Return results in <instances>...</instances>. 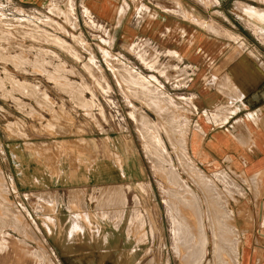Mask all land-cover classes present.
Wrapping results in <instances>:
<instances>
[{"label":"rangeland","instance_id":"374dc122","mask_svg":"<svg viewBox=\"0 0 264 264\" xmlns=\"http://www.w3.org/2000/svg\"><path fill=\"white\" fill-rule=\"evenodd\" d=\"M237 1L264 8V0ZM139 8L141 20L149 13L142 3ZM0 16V264H62L43 227L54 224L50 212L66 194L31 189L32 174L38 177L45 166L60 173L68 162L118 164L131 152L145 176L135 194L146 195L155 264H239L249 186L238 170L203 165L190 151L189 136L198 126L193 128V96L180 89L186 70L160 60L146 42L121 47L110 27L78 0L28 7L0 0ZM253 20L262 27L249 25L264 37V22ZM213 191L222 198L209 206ZM72 192L95 200L93 191ZM232 240L238 250H231Z\"/></svg>","mask_w":264,"mask_h":264},{"label":"crops","instance_id":"0c3cea01","mask_svg":"<svg viewBox=\"0 0 264 264\" xmlns=\"http://www.w3.org/2000/svg\"><path fill=\"white\" fill-rule=\"evenodd\" d=\"M17 1L28 7L46 0ZM78 1L110 27L121 47L146 42L158 49L160 60L186 70V84L180 89L193 96V128L198 126L189 136L190 151L203 165L240 172L242 184L249 186L239 227L241 243L239 250L234 240L229 244L238 250L239 264H264V38L248 24L250 20L258 24L255 18L241 7L252 4ZM141 3L149 14L138 20ZM118 164L109 159H96L89 166L68 162L60 173L45 166L38 177L31 175V189L66 194L50 212L54 224L43 227L62 264H155L146 195L135 194L145 177L140 176L142 165L133 152ZM23 166L21 178L27 170ZM19 184L29 189L28 183ZM79 190L93 191L95 200L83 201L79 192L70 194Z\"/></svg>","mask_w":264,"mask_h":264},{"label":"bare ground","instance_id":"6f19581e","mask_svg":"<svg viewBox=\"0 0 264 264\" xmlns=\"http://www.w3.org/2000/svg\"><path fill=\"white\" fill-rule=\"evenodd\" d=\"M58 8V7H57ZM57 8H56V10H57ZM59 9V8H58ZM242 10L246 13V14H248V15H250V16H252V17H254V18H256L257 20H260L261 22H264V8H261V7H257V6H253V5H242ZM58 11H60L61 12V9L60 10H58ZM63 11V10H62ZM66 11V10H65ZM59 12V13H60ZM64 13V12H63ZM66 14V13H65ZM64 14V15H65ZM67 15V16H66ZM65 16L66 17H68V15H71V14H66ZM1 17V16H0ZM73 18V17H72ZM18 19V18H17ZM41 19V18H40ZM39 19V20H40ZM26 20V19H25ZM70 20V19H69ZM22 21V20H21ZM43 21V20H42ZM46 21V20H45ZM66 21H67V18H66ZM255 21V20H254ZM15 22V21H14ZM13 22V23H14ZM20 22V21H19ZM32 22V21H31ZM41 22V21H40ZM51 22V21H50ZM16 23V22H15ZM14 23V24H15ZM29 23V22H28ZM28 23H27V25H28ZM53 23H56V22H53ZM252 23V21L250 20V22L248 23V24H251ZM17 24V23H16ZM24 23H22V25H23ZM26 24V23H25ZM31 23H29V25H30ZM34 24V23H33ZM32 24V25H33ZM252 24H254V23H252ZM2 25V24H1ZM21 25V26H22ZM27 25H25V26H27ZM28 25V26H29ZM57 25V24H56ZM75 25V24H74ZM18 26V25H17ZM24 26V25H23ZM22 26V27H23ZM59 26V25H58ZM11 28V27H10ZM33 28V27H32ZM31 28V29H32ZM35 28V27H34ZM39 28V27H38ZM41 28H43L42 26H41ZM54 28V27H53ZM57 28V27H56ZM22 29V28H21ZM40 29V28H39ZM38 29V30H39ZM43 29H45V28H43ZM61 29V28H60ZM36 30V29H35ZM15 31V30H14ZM37 31V30H36ZM43 31V30H42ZM17 32V31H16ZM34 32V31H33ZM38 32V31H37ZM46 32H48V30L46 31ZM45 32V33H46ZM263 32H264V28H263ZM19 33H20V31H19ZM40 34H41V32H39ZM43 33V32H42ZM23 34V33H22ZM26 34V33H25ZM35 34H37L36 32H35ZM50 34V33H49ZM258 34L262 37V38H264L263 37V35L262 34H260V31L258 32ZM47 35V34H46ZM37 36V35H36ZM53 36H55V35H53ZM13 37V36H12ZM15 37V36H14ZM26 37V36H25ZM32 37V36H31ZM48 37V36H47ZM37 38V37H36ZM50 38H51V36H50ZM52 38H55V37H52ZM49 39V38H48ZM57 39V38H56ZM80 40V39H79ZM50 41V40H49ZM57 41V40H56ZM59 41V40H58ZM58 41H57V43H58ZM52 42V41H51ZM54 42H55V40H54ZM63 42V41H62ZM65 43H66V41H65ZM77 43V42H76ZM62 47V46H61ZM105 51V50H104ZM104 54V53H103ZM4 55H5V53H4ZM107 55H109V52H107ZM106 55V56H107ZM12 57V56H11ZM19 57V56H18ZM112 60V59H111ZM118 62V61H117ZM116 62V63H117ZM14 63V62H13ZM120 63V62H119ZM123 63V62H122ZM112 64H113V62H112ZM124 64H125V62H124ZM123 64V65H124ZM113 66V65H112ZM118 66H120V65H118ZM125 66V65H124ZM45 69V68H44ZM123 74H124V72H123ZM122 75V74H121ZM129 75V74H128ZM122 76H124V75H122ZM126 76V75H125ZM124 76V77H125ZM124 77H122L123 79H124ZM140 78H137L136 80H139ZM142 79H143V77H142ZM127 80V77L125 78V80H123V81H126ZM143 81V80H142ZM139 82V81H138ZM3 83V82H2ZM18 83V82H17ZM14 85V84H13ZM19 86V85H18ZM29 86V85H28ZM12 89V88H11ZM18 90H20V89H18ZM21 92V91H20ZM34 93V92H33ZM35 94V93H34ZM160 94V93H159ZM160 96H162V94L160 95ZM40 99V98H39ZM44 100V99H43ZM40 102V101H39ZM50 108V107H49ZM149 124V123H148ZM151 126V125H150ZM153 126V125H152ZM150 128V127H149ZM148 128V129H149ZM155 128V127H154ZM153 129V128H152ZM158 129V128H157ZM150 130V129H149ZM149 130H148V132H149ZM153 130H155V129H153ZM152 130V132L153 133H155L157 130H155V132ZM158 132V131H157ZM156 132V133H157ZM151 133V132H150ZM146 134H148V133H146ZM146 134L144 135V134H142V135H144V137H146V139L145 140H148L149 138V136H150V134H148L149 136H146ZM152 135V134H151ZM157 135V134H156ZM151 137H156V136H151ZM150 137V138H151ZM148 138V139H147ZM148 141H150L149 143H155L156 141H157V139L155 140V142H153L152 141V138H151V140L149 139ZM148 141H146V142H148ZM179 143H181V141H178ZM160 143V142H159ZM178 143V144H179ZM153 145V144H152ZM155 146L154 147H152V146H149L150 148L152 147V149H157V143L156 144H154ZM160 145V144H159ZM183 146V145H182ZM152 151V150H151ZM166 158V157H165ZM155 160V159H154ZM166 160V159H165ZM157 161V160H156ZM173 176H175V175H173ZM201 177H202V175H200ZM203 178L206 180L207 178H205L204 177V175H203ZM203 178H201V179H203ZM200 178H198L197 179V181H198V183H200V184H202V183H204V181L203 180H201ZM221 180V179H220ZM211 183H212V181H211ZM212 186L214 187V185L212 184ZM215 189H216V187H214ZM214 189V190H215ZM215 191H213V193H214ZM217 193V192H216ZM216 193H214L215 195H216ZM223 194V193H222ZM218 193H217V196L215 197L214 196V198H207L208 199V204H209V206H212V204L215 202V199H217V197H218ZM221 195V194H220ZM219 195V196H220ZM220 198H222V195H221V197ZM219 199V198H218ZM206 202H207V200H206ZM221 203V202H220ZM225 203V202H224ZM223 204V203H222ZM227 205V204H226ZM225 205V206H226ZM1 207V206H0ZM213 207H214V205H213ZM210 208V207H209ZM218 208V207H217ZM216 208V209H217ZM223 208L224 209H226L224 206H223ZM219 211V210H218ZM219 215H220V213H219ZM219 215H218V217H219ZM210 216H212V214H210ZM213 217V216H212ZM1 218V217H0ZM175 218V217H174ZM220 218V217H219ZM212 222H214V218H213V220H212ZM224 225V224H223ZM238 257H239V253H238Z\"/></svg>","mask_w":264,"mask_h":264}]
</instances>
